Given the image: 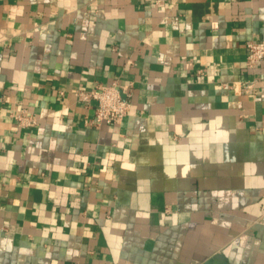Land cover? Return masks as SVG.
<instances>
[{"label": "crops", "instance_id": "1", "mask_svg": "<svg viewBox=\"0 0 264 264\" xmlns=\"http://www.w3.org/2000/svg\"><path fill=\"white\" fill-rule=\"evenodd\" d=\"M258 40L264 0H0V264H264Z\"/></svg>", "mask_w": 264, "mask_h": 264}, {"label": "built area", "instance_id": "2", "mask_svg": "<svg viewBox=\"0 0 264 264\" xmlns=\"http://www.w3.org/2000/svg\"><path fill=\"white\" fill-rule=\"evenodd\" d=\"M166 0H155L157 4ZM248 54L246 66L255 69L257 65L264 63V41H251L247 44ZM203 73L204 70H199ZM258 77L253 75L247 80L224 82L223 87L240 94L254 95L257 92L256 84ZM76 96L87 103L95 102L96 113L92 121L88 122L95 128H100L104 123L112 124L121 122L130 112V93L124 86L114 82L111 85H98L92 90H73ZM15 119L20 127L31 128L38 123L33 114H29L27 109L20 110L15 114Z\"/></svg>", "mask_w": 264, "mask_h": 264}]
</instances>
